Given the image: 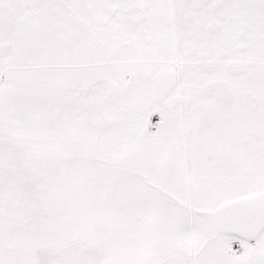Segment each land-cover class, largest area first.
<instances>
[{"label": "snow or ice", "instance_id": "1", "mask_svg": "<svg viewBox=\"0 0 264 264\" xmlns=\"http://www.w3.org/2000/svg\"><path fill=\"white\" fill-rule=\"evenodd\" d=\"M0 264H264V0H0Z\"/></svg>", "mask_w": 264, "mask_h": 264}]
</instances>
